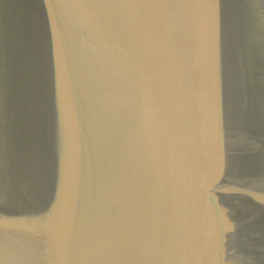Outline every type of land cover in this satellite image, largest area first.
I'll list each match as a JSON object with an SVG mask.
<instances>
[{
	"label": "water",
	"instance_id": "1",
	"mask_svg": "<svg viewBox=\"0 0 264 264\" xmlns=\"http://www.w3.org/2000/svg\"><path fill=\"white\" fill-rule=\"evenodd\" d=\"M0 264H264V0H0Z\"/></svg>",
	"mask_w": 264,
	"mask_h": 264
}]
</instances>
